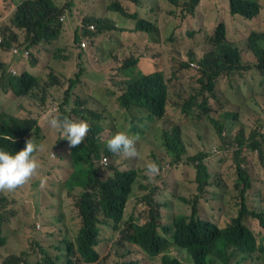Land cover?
<instances>
[{
	"label": "trees",
	"instance_id": "trees-1",
	"mask_svg": "<svg viewBox=\"0 0 264 264\" xmlns=\"http://www.w3.org/2000/svg\"><path fill=\"white\" fill-rule=\"evenodd\" d=\"M92 0H68L64 3H58L57 0H12L6 10L0 11V51L8 53V63L15 68L27 63L33 70L42 66L43 44H51L60 38L64 31V21L68 17L71 21L77 23L74 30L75 37L70 44V53L80 67L83 66L82 74L84 78H91L95 82L104 80L102 74L90 73L88 60L91 56L97 57L101 52H106L103 46H109L112 42L121 45L124 51L133 49L141 50L143 40L145 44L153 45L159 48L162 43L164 10L156 7V14L148 17L145 15L146 10L154 8V5L147 4V0H125L126 6L135 7L134 11L128 12L121 0H110L106 6L104 16L94 15L86 12L82 7L84 2L90 3ZM169 2L187 7L195 15L197 7L201 0H168ZM264 2V0H263ZM154 4V3H153ZM1 5V0H0ZM264 10V5L260 0H229V16L227 22L222 21L215 28L214 34H204L201 39L194 40L190 45V55L197 63V75L194 86L171 84L167 78L168 69L162 62L155 63L154 59L148 53L140 51L134 55L135 58L142 59L152 67H157L158 71L146 74V77H139L137 80H128L130 74L125 72L124 89L122 94L117 98L119 107L131 114L136 110L140 115L138 117L140 128L132 126L131 131L138 134L136 140H142L141 151L145 159H127L120 158L121 153H112L107 148V139L102 142L101 134L104 129L99 125L101 115L93 110L73 111L77 116L72 117L68 111L71 107L80 106L81 94L75 93L79 86L85 88L81 74H77L71 81L68 89L64 94V99L58 101L60 105L61 117H67L74 121L85 120L91 125V136H86L80 145L70 147L66 138L59 131L61 139L57 141L56 151L52 152L53 163L48 167V180L50 184L53 181L50 177L56 178V171L62 170L64 175L70 173L63 182L71 192L83 188L85 191L90 189L99 192L92 194L84 192L80 202L79 216L81 219L80 229L77 233L75 243L65 240V251L74 250L78 255L75 264H100L101 256L96 247L100 244V236L103 232L114 233L121 232L123 243L140 244L143 249L150 255H156L165 247V243L156 233V228L173 230V225L162 226V215H158L151 207L150 191L148 186L143 183L160 179L164 166L159 160L171 158L169 162L172 172L176 173L180 168H175L177 164H183L187 148L183 137V131L187 134L193 127L196 117V110L202 111L199 116L206 118L212 125L206 130L215 127L216 130L232 133L236 132V142L238 148L246 144L244 131L247 126L239 122L236 114L227 113L221 115L216 120L211 115L209 101L211 99H221L226 104L240 105L248 97L241 96L240 87L234 93H227L225 99L216 92L221 81L230 82L233 77L242 78L244 74L251 76H264V26L259 29H251L243 45L232 41L228 35L229 25L236 28L237 21L234 16L255 21L259 19ZM6 11H10L9 22L6 20ZM117 13L125 19H131L134 27V34L126 37L127 42H121V35L125 31L124 24L119 23V18H114L110 14ZM64 17L63 21L60 19ZM229 24V25H228ZM110 37L107 41L106 37ZM30 55V58H29ZM136 59V60H138ZM0 60V67L3 73L7 69ZM69 61H62L57 68L52 79H62L70 66ZM42 77L23 73L21 76L10 78L9 84L5 85L2 90V96L16 95L18 99H28V101L38 100L40 94H50L54 89V84H48L42 89ZM170 89L172 91L171 101L178 112V121L173 128L172 133H165L164 139L157 141L152 148H149L146 138H143L142 127L147 128L150 124L165 119L169 113ZM70 94H75L73 101ZM45 103V98L42 97ZM24 104L19 105V115L25 117L22 112ZM250 109L248 114L253 113ZM10 119L11 123L14 117L10 114L3 113L0 115V121ZM250 119V118H249ZM97 121V123H94ZM19 125L22 121L15 120ZM143 122H146L145 125ZM9 123L6 127L9 126ZM28 132L34 130L39 133L37 122L25 120ZM107 128L114 126L111 117L106 118ZM3 127L0 133L6 128ZM183 129V131H182ZM9 134L6 137L0 136V148L5 150L9 148V143L14 138L16 128L8 127ZM114 131H120L114 127ZM149 132V131H146ZM113 134H111L112 136ZM65 139V151H60L62 141ZM18 145V144H16ZM15 145V146H16ZM195 147V144L191 145ZM247 150L257 151L264 162V135L255 133L251 135ZM54 154V155H53ZM241 152L235 154V172L237 181L234 189L238 192L239 210L230 224L225 228L218 230L214 226L204 222L191 221L187 223L181 218L176 223V243L188 248L199 264H204L205 257L213 258L224 254L231 247L249 252V260H253L259 253H264V244L259 243L254 232L246 225L249 218L260 221L264 229V213L259 209H253L248 206L247 195L252 188V178L248 171L243 168V162L240 160ZM247 156V155H246ZM108 158L110 164L123 167L132 162V169L119 170L113 165L104 168L102 161ZM205 156L194 155L188 158L187 162L192 164L197 161L205 171L208 167L204 162ZM146 161L157 166L155 173L149 170V166H143ZM67 165L72 168L68 170ZM135 167V169H133ZM43 179H37L34 184L26 183L22 191L15 189L10 190L7 194L0 196V249L7 244L9 231L16 226L19 205L25 201L34 198V192L37 186L41 185ZM244 185V186H243ZM28 190L26 192H23ZM144 191H149L145 196ZM23 192L8 202L10 195ZM53 193V192H50ZM260 201L264 202L261 198ZM132 204L141 209L146 218L143 225L131 223L126 230L121 231L119 224L125 220L127 207ZM146 205V206H145ZM134 219L132 214L130 221ZM170 240L171 236L166 235ZM70 244V245H69ZM46 250V249H44ZM22 254L18 258H10L5 264H42L39 260L30 261ZM55 260H48V264H60L62 256H54ZM128 264H139L137 261H131ZM164 264H178L176 261L164 259Z\"/></svg>",
	"mask_w": 264,
	"mask_h": 264
},
{
	"label": "rangeland",
	"instance_id": "rangeland-1",
	"mask_svg": "<svg viewBox=\"0 0 264 264\" xmlns=\"http://www.w3.org/2000/svg\"><path fill=\"white\" fill-rule=\"evenodd\" d=\"M58 3H64L68 0H57ZM110 0H92L90 3L84 2L82 7L86 12L94 15L104 16L106 6ZM123 6L128 12L134 11L135 7L126 6L125 0H121ZM144 1V0H143ZM157 1L160 0H147V4L154 5V8L148 9L145 15L151 17L156 14ZM264 5L263 0H260ZM154 3V4H153ZM9 5H12V0H1L0 11L6 10ZM228 9V12H227ZM200 12L203 14L202 18H194L192 21H181L177 34H166L162 38V43L159 48L150 44L143 45L141 50L133 49L130 51H124L120 49V46L116 42H112L109 46H103L106 48V52H101L97 57L91 56L88 60L90 73L102 74L104 80L101 82H95L91 78H84L82 74L83 66L80 67L73 56L70 53V44L75 37V28L77 23L71 21L66 17L64 21V31L59 39L53 41L51 44H43V58L42 66L33 70L30 69V74H34L38 77H42V89L48 84L53 83L54 89L50 94H40L38 100L28 101V99H13V97L2 96L3 84L8 79V74L0 77V115L7 113L14 118L19 115V105H26V111H33L34 116L32 120L38 122V128L41 127L40 133L37 135L38 139L36 145L39 146L38 150L34 152L35 159L39 167L35 174L29 178L25 183L15 188L17 191H22L25 188L26 183L34 184L37 179H43L41 185L37 186L34 192L35 197L31 198L19 205L18 216L16 218V226L13 230L9 231L7 238V244L0 249V264L9 255H22L26 254V258L32 261H41L42 264H48V260H55L54 256H64V259L60 261L63 264L66 260L65 251L66 243L68 240L71 243L75 242L76 235L78 233L81 219L79 211L76 206L78 197L81 193V189H76L74 192L69 193L64 188V181L70 173L64 175L62 170L56 171V178L50 177L53 184H50L48 180V167L53 163L51 157L52 152L56 151L57 141L61 139L59 130L51 128L48 121L52 117L60 118V105L58 101L64 99V94L69 87L72 80L75 79L77 74H81L83 79L82 85L79 86L75 93L81 94L80 106L71 107L68 113L75 117L73 113L75 110L79 111H91L99 112L101 114V120L106 122L107 117H112L117 122L116 125L122 127L119 122L127 121L125 125L126 129H131L132 126L140 128L138 117L140 116L136 110H133L131 114L119 110L117 98L121 94L124 88L125 70L121 65L125 60L135 59L136 54L140 51L148 53L152 56L155 63L162 62V54L166 55L165 60L166 67L168 69L167 78L171 84L190 85L194 86L196 82L197 69L193 68L191 64L194 62L193 57L190 55L189 45L194 41L201 39L204 34H213L214 28L218 21L225 19L227 22L228 17H231L229 12V0L228 8L226 0H202L200 6ZM10 11H6V20L9 22ZM106 15V14H105ZM114 18H119L121 24H124L123 28L129 24V21L122 15L117 13L110 14ZM233 19L239 21L236 28L229 25L228 35L232 41L237 44L243 45L249 35L251 29H259L257 27L264 26V10L261 13L259 19L255 21H249L241 16H234ZM221 23V22H219ZM206 24L204 29L203 25ZM127 34L122 33L121 42H127ZM110 37H106L108 41ZM173 47L172 52L168 45ZM9 52L0 51V60L4 61L8 58ZM30 58V55H29ZM62 61H69L73 65L70 69L64 73L62 79L54 80L51 76H54V71L60 67ZM143 61V60H142ZM109 63V64H106ZM154 71H158L157 67H153ZM55 77V76H54ZM243 82H245L243 84ZM242 87L241 96L248 97L240 105L231 106L233 111H241L243 113L248 112L250 109H257L255 102L261 100L256 98L258 92H264V86L253 83L250 79L233 77L230 82L221 81L216 87V92L225 99L227 93H234L238 87ZM172 91L170 89L169 98V113L167 117L159 122L150 124L149 127H142V137L149 139L147 143L149 148L159 141L164 139L165 133H172L175 124H179L177 109L173 106L171 101ZM42 97L45 98V103L42 101ZM75 94H70V99L73 101ZM212 103L211 115L220 119V108L217 102L210 100ZM56 104L58 111L52 112L51 106ZM202 111L196 110V117L192 129L186 134L183 129V137L186 144V154L184 156L183 164H177L175 168H180L176 173L172 172L169 162L171 158L167 157L165 160H159L164 169L161 173L160 179L157 182L149 181L143 183L144 186H148L150 189L158 188L155 195V199L163 205L162 208V223L171 224L173 217L179 214H189L191 206L182 201V198H188L191 203L194 200L196 194V186L194 184V170L193 165L187 162L188 158L194 155H204V161L211 174V183L214 187L210 188V191L203 195V203L201 206V215L204 218L217 219L223 213V206L225 200L231 197L234 206L231 212L227 214V218L224 221L231 220L238 211V199L237 192L233 189L236 181L235 172V154L241 152L242 155H248L249 151L246 149L249 143V137L251 134H255L264 131V125H259L258 121L251 123L248 116L242 119V123L247 126V130L244 131V138L246 144L240 149L235 139L236 132H233L229 138L225 141L219 140L215 128L206 130L212 124L206 119L199 116ZM18 118V117H17ZM10 121L5 119L0 121V131L3 127H6ZM176 122V123H175ZM146 122H143L145 125ZM180 125V124H179ZM9 126L16 128L14 135L20 136L22 133L18 123H9ZM149 131V132H146ZM35 137V131H31L29 138ZM108 137V132L102 134V142H105ZM142 140H136L137 156L129 157L126 154L121 153L120 158L122 160L127 159H145V155L141 151ZM195 144V147L191 145ZM64 148V147H63ZM240 160L250 163L249 172H251L252 178L255 180L253 186L249 191L248 203L252 208H259L260 199H264V193H262V184H264V165L261 157L258 153L251 156H245V160L241 157ZM133 162V161H132ZM132 162L127 163L123 169H132ZM149 161H146L143 166H149ZM113 166H120L112 164ZM69 171L72 170L70 165H67ZM135 169V167H133ZM216 187L218 188L216 190ZM10 190H0V196L7 194ZM25 190L23 192H26ZM19 192L8 197V202L17 195L23 193ZM53 192V193H50ZM149 191H144L145 196ZM223 199L222 201L216 198ZM213 201H215L213 203ZM146 206V205H145ZM264 213V210L262 211ZM134 215V219L130 221L131 215ZM146 218V210L144 213L141 209L132 205L131 203L127 207L125 220L119 224L121 231L126 230L129 225L133 223L144 224ZM223 221V222H224ZM248 226L255 233L257 240L260 243H264V229L259 220L253 219L247 222ZM123 235L121 232L110 233L103 232L100 237V244L97 247V251L101 256L100 264H128L133 260H138L140 264H162L160 257L152 259L147 253L140 251L136 246L123 243ZM46 249V250H44ZM242 264H264V253H259L253 260L245 261Z\"/></svg>",
	"mask_w": 264,
	"mask_h": 264
},
{
	"label": "clouds",
	"instance_id": "clouds-1",
	"mask_svg": "<svg viewBox=\"0 0 264 264\" xmlns=\"http://www.w3.org/2000/svg\"><path fill=\"white\" fill-rule=\"evenodd\" d=\"M157 2H158V4L155 6L164 10V19L165 20H164V24H163V32L165 34L163 35V37L169 33L170 34H173V33L177 34L178 27H179L182 20L187 21L188 19H190V21H192V19H194V18H202L203 17V14L200 12V6L202 3V0L200 2V5L196 9L195 15L192 14V12L189 8L180 6V5L172 3V2H169L168 0H160ZM226 2H227V8H228V0H226ZM227 12H228V9H227ZM61 21H63V20H61ZM128 21H129V24L126 25V27L124 28L125 31L123 33L127 34V35H133L135 25L132 24L131 19H128ZM222 21L226 22L225 19L218 21L215 28L217 27L219 22H222ZM203 27L205 29L206 24H204ZM215 28H214L213 34L215 32ZM171 45L172 44L168 45V48L170 47V49H172L171 51L173 52L174 49H173V47L171 48ZM120 49L124 50L121 45H120ZM165 57H166V55L162 54V63L164 66H166V62H167L165 60ZM136 59H138V58H135L132 60H125V62L121 65V67L124 68L123 70H126L130 74V77L128 78V80L134 81V80H137L139 77H146V74H151V73L157 72V71H154L153 67L151 65H149L147 62H145L144 60L142 61V59H138V60H136ZM2 62L4 63L3 66L7 69V72L3 73L2 68L0 67V77L8 74V79L3 84V86L9 84L10 78H14L17 76L19 77L25 72H27L28 74L30 73L31 66L27 63L21 64L20 68H15L13 65H10L8 63V59H6ZM106 64H109V63H106ZM191 66L193 68L198 69L197 63L193 62L191 64ZM242 78L250 79L253 83L264 86V76H262V75L251 76V75L244 74L242 76ZM124 81H125V77H124ZM244 83L245 82H243V84ZM240 90H242L241 86H240ZM121 94H122V92H121ZM6 97H9V98L13 97V99H18L16 95H8ZM256 98H261V100L258 102H255V106L257 107V109H254L253 113H251V114L243 113L241 111H238V112L233 111L230 108H231V106H235V105H233L231 103L226 104L225 102H223L219 98L217 100L216 99H211V100H213V102H217V104L220 108V111H219L220 116L227 114V113H234V114H236V118L238 119L239 122H241L242 119L245 118V116H248L250 118L248 120H250L252 124L254 122L258 121V123L261 127V125H264V92H258V94L256 95ZM209 107H210V110L212 111V103H209ZM21 110L25 114V117L23 118L21 116H16V118H14V120L11 122V123H16L15 122L16 119L22 121V124H20L19 125L20 127L18 128V129L22 130L21 135L18 137L14 135L13 140L9 143V148H11V149L5 150L3 148H0V190H2V189L12 190V189H15L17 186L22 185L23 183H25L29 178H31L35 174L37 168L39 167L37 160L35 159L34 152L37 151L39 148V146L36 145V141L38 139L37 135L40 132L37 134L35 133L34 138H29L31 131L28 132L27 127H26V123H25V120H30V121H35V122H37V121L32 120L31 117L34 116V112L33 111H26V105ZM51 110H52V112L58 111L57 105L52 104ZM119 110H122V109L119 107L118 111ZM96 113H99V112H96ZM214 119H216V118H214ZM7 120L10 121V119H7ZM112 120L114 121V126L111 127L110 129L107 128L105 121L101 120V123L99 122V125L104 129L103 133L108 132V139L106 141L108 150L111 151L112 153H123L129 157H133V158L136 157L137 156L136 137L138 134H135L134 132H132L131 129L125 128L127 121L119 122L123 125L122 127H119L118 125H116L117 122H115V119L112 118ZM162 120H164V118ZM162 120H159V121H162ZM216 120H219V119H216ZM48 123H49L51 128L57 129L63 134L64 138L67 139L70 147H76V146L80 145L86 136H91V125L89 126V124L85 120L74 121V120L69 119L67 117H64V118L52 117L48 121ZM94 123H97V121H95ZM8 127H10V126H8ZM8 127H6L0 133V136H2V137L8 136V134H9ZM37 127H38V122H37ZM114 127H117L120 131L115 132ZM39 129L41 130V127ZM215 131H216V135H217L218 139L222 140V141H225L227 138H229L231 135H233L232 133L228 132L227 130H225V132H222V131H218L215 129ZM258 133L264 135V131H261ZM102 134H101V137H102ZM111 134H113V135L111 136ZM235 137H236V135H235ZM250 138H251V136L248 139H250ZM16 144H18V145H16ZM62 145L64 146V148L61 147L60 151H65V139H63V141H62ZM248 151H249V154L248 155L246 154L247 157L251 156L255 153H258L257 151H255V152H252L250 150H248ZM246 155L244 154L241 157L245 160ZM241 161L243 162V165H242L243 168H245L250 175V172H249L250 163H248L247 160H246V162H244L243 160H241ZM102 164L104 165V168H107L109 165H112L109 163L108 158H104L102 161ZM205 165H206V163H205ZM263 165H264V162H263ZM115 167H117V166H115ZM234 167H235V163H234ZM117 168L119 170H121L119 167H117ZM149 170L151 172L155 173L157 171V166L155 164H150ZM193 170H194V184L196 186V194H195L194 200L191 203L190 199L182 198L183 202H185L191 206L190 213L189 214H179V215L174 216L171 224H163L162 220H161L162 226H167V225H173L174 226V229L171 231L167 230V229H162L164 231V233H163L161 231V229L156 228V233H157L158 237L160 239H162L165 243L164 249H162L156 255H150L138 243H135L132 241L133 244H128V245L136 246L140 251L147 253L152 259L160 257V261H162V264H164V259H170V260L176 261L178 264H199L196 261V259L194 258V256L190 253L188 248L180 246L176 243V231H177L176 223H177V221L181 218H184L187 223H190L191 221H194V222L201 221L204 223L211 224L212 226H214L215 228L220 230V228H225L227 225L230 224L231 220L234 217H236L238 211H237L236 215L234 217H232L231 220L224 221L227 218V214L229 212H231V209L234 206L231 197H228L225 200V203L223 206V213L217 219L216 218L214 219L213 216H210L209 218L202 217L201 206H202V203L204 200L203 195L207 194L210 191V188L214 187V184L211 183V174L209 172V169H208V172L205 171L203 169V167L197 161H194V163H193ZM122 171H124V170H122ZM236 176H237V173H236ZM236 181H237V178H236ZM236 181H235V183H236ZM153 182H157V179H153ZM235 183H234V185H235ZM252 186H253V181H252ZM261 187L262 188H260V189H262V193H264V184H262ZM64 188L69 193H72L67 187H64ZM99 188H97L96 190L89 188L86 191L83 188H81V193H80L78 200H77V203H76L78 210L80 208V202L82 200L83 193L87 192V193L92 194L93 192H99V190H100ZM217 189L218 188L216 187V190ZM233 189H234V187H233ZM157 191H159L158 188H152L151 189L150 195H149L150 196V203H151L152 209H154L158 215H162L161 211H162L163 205L155 199V195H156ZM249 191H248V195H247V203H248V198H249ZM235 192H237V191L235 190ZM237 196H238V192H237ZM216 199L223 202V199H220V198H216ZM239 201L240 200L238 199V210H239V204H240ZM214 202L215 201H213V203ZM260 204H261L260 205L261 207L253 208V209H259L260 211H263L264 210V202L260 201ZM248 206L250 207L249 203H248ZM250 208H252V207H250ZM249 220H253V219L249 218L246 220L247 226H248L247 222ZM141 225H143V224H141ZM166 235H170L171 239L168 240ZM125 244H127V243H125ZM262 244H264V243H262ZM96 250H97V247H96ZM20 256L19 255H9L8 257H6L4 259L2 264H5V262L10 258H18ZM249 257H250L249 252H244V251L238 249L237 247H231L229 250H227L224 254H222L220 256H216L213 258H209L208 256H206L204 264H242L245 261H248ZM65 258H66V260L64 261L63 264H75V259L78 258V255L75 253L74 250H72V251L67 252ZM63 259H64V256H62V260ZM133 261L139 262L138 260H133ZM139 264H140V262H139Z\"/></svg>",
	"mask_w": 264,
	"mask_h": 264
},
{
	"label": "built area",
	"instance_id": "built-area-1",
	"mask_svg": "<svg viewBox=\"0 0 264 264\" xmlns=\"http://www.w3.org/2000/svg\"><path fill=\"white\" fill-rule=\"evenodd\" d=\"M63 19H64V17L61 18V20H63Z\"/></svg>",
	"mask_w": 264,
	"mask_h": 264
}]
</instances>
